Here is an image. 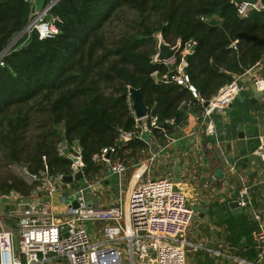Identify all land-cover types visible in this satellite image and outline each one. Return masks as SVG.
Returning a JSON list of instances; mask_svg holds the SVG:
<instances>
[{"label": "trees", "instance_id": "trees-1", "mask_svg": "<svg viewBox=\"0 0 264 264\" xmlns=\"http://www.w3.org/2000/svg\"><path fill=\"white\" fill-rule=\"evenodd\" d=\"M31 7L27 0H0V53L27 26ZM125 11L137 18L109 36L107 24ZM49 16L59 17L56 36L24 35L0 64V159L9 169L0 181V194L31 195L36 189V182L12 170L15 165L33 174H40L45 165L51 174L71 173L70 160L59 153L63 140L83 148L86 174L98 173L101 165L93 155L117 143L118 127L135 129L130 86L141 90L154 113L175 118L180 125L190 113L202 111L187 87L156 81L155 71L169 70L164 62H153L157 33L170 44L193 43L185 67L206 99L264 56V9H252L243 17L232 0H60ZM184 100L194 108L181 106ZM235 103L247 115L256 109L249 99ZM231 115L226 125L234 131L239 118L236 112ZM239 218L241 225L225 220L228 240L239 247L243 236L250 246L252 224L243 215ZM252 247L240 250L249 260L255 257Z\"/></svg>", "mask_w": 264, "mask_h": 264}, {"label": "built area", "instance_id": "built-area-1", "mask_svg": "<svg viewBox=\"0 0 264 264\" xmlns=\"http://www.w3.org/2000/svg\"><path fill=\"white\" fill-rule=\"evenodd\" d=\"M27 1L32 4L31 18L25 33L18 35L17 40L26 34L30 38L36 32L40 39L56 36L60 32L56 24L59 17L49 16L52 8L35 12L34 0ZM237 7L240 16L244 17L252 9H264V4L261 0L257 4L242 1ZM177 42L181 49L172 59L164 62L169 68L168 72L160 74L155 71V78L161 79L165 84L176 83L187 87L203 106L201 112H194L193 119L200 129L205 126L206 131L214 135L217 127L212 116L214 112L226 113L232 106L244 90L242 77L257 69L251 73V77L255 84L264 88V78L259 74L264 69V56L246 74L235 76L211 98L206 99L192 84L185 67L186 59L194 48L189 50L190 43L182 46L181 40L172 46ZM9 50L0 53V64H4L2 59ZM178 55L181 57L180 61L177 60ZM155 57L156 54L153 62L156 61ZM193 105L191 101L184 100L181 103V106H187L189 110L194 108ZM136 120L135 129L118 127L117 143L104 147L93 155V161L97 165L108 164L112 173L122 175L127 172L128 166L123 164L121 158L116 163L111 160V157L117 156L122 146L136 139L147 142L148 134L156 130L174 142L176 138L172 134L175 129L185 125L178 124L175 118L163 119L152 110L146 118ZM260 143L256 153L264 160V137ZM58 148L60 155L70 160L71 173L51 174L45 165L40 174H33L23 166L28 181L37 183L33 191L36 197L28 200L24 194L12 191L8 199L2 200L0 214L5 207L3 204L9 203L11 208L5 212L16 221L17 233L5 227L0 218V264H124L125 252H128V264H188L187 256L191 249L197 251L199 247H204L188 240L196 211L188 201L186 190L172 179L167 176L152 178L150 175L145 176V171H140L125 198L119 197V203L115 200L110 206H106L100 199L98 203L95 201L99 189L106 188L105 177H99L95 181L86 174L83 148L80 144L63 140ZM80 170L83 178L79 190L70 195L68 204L64 202L65 195L60 194V200L67 204V208L57 215L52 207L53 196L64 185L72 188L71 182L65 181L63 177L73 175L75 178ZM241 180L242 187L236 199L244 210H249L255 257L249 260L238 253H231L237 252L238 248L228 242H221L216 247L207 249L215 256L224 255L239 264H264V209L255 206L250 185L243 178ZM55 183H59L60 189L54 186ZM87 191H90L93 198L91 203L87 201ZM75 200L78 208L72 206ZM86 221L104 222L99 238H91Z\"/></svg>", "mask_w": 264, "mask_h": 264}, {"label": "crops", "instance_id": "crops-1", "mask_svg": "<svg viewBox=\"0 0 264 264\" xmlns=\"http://www.w3.org/2000/svg\"><path fill=\"white\" fill-rule=\"evenodd\" d=\"M189 47L194 48L193 43H190ZM256 71L257 69L251 70L250 75ZM259 74L264 78V71ZM241 94L243 99L241 101L245 102L252 96L253 91L248 88L244 89ZM235 101L226 113L214 112L212 116L217 129L218 123L223 122L224 127L221 133L216 132L211 135L206 131L205 126L200 129L193 119L194 113H190L187 123L183 127L176 128L172 134L176 138L174 142L156 130L148 134L147 142L138 140L131 147L123 149L121 151L123 153L126 151L128 154L141 156L136 160L132 158L131 161H127L128 170L124 174H114L108 164H100L107 169V175L103 176L106 186L103 194L109 193L114 177L124 191L125 186H134L137 170L145 171V176L150 175L152 178L167 176L186 190L188 201L194 208L196 205L200 207L193 227L189 230L188 240L196 245H203L205 248L200 247V249L207 250V252H209L208 247L214 248L218 243L231 244L228 240L230 228L228 222L225 221L227 218L241 225L239 215H243L252 224L249 210L233 214L229 206V201L238 197L242 187L241 178L250 185V193L255 206L263 208L264 205V160L261 157L260 160L256 158L258 156L256 151L261 144L260 140L264 137V96L258 99L254 104L256 109H252L248 115ZM233 112L237 113L239 119L236 130L231 131L226 124H229ZM219 115L223 117V120L218 121ZM243 116L247 118L241 119ZM240 132L243 135H240ZM119 158L122 159L117 155L111 157V160L116 163ZM218 170H222L221 175L217 174ZM125 180L127 182L124 183ZM125 195L126 192H124ZM114 201H103V203L110 206ZM56 202L60 204V195L57 193L52 198L54 210ZM2 209L1 215L4 216L6 208ZM99 222L101 224L98 228V235H92L94 240V237H100L99 231L101 232L104 223ZM14 227L17 233L16 225ZM9 228L13 229V227ZM240 241L243 243V248L240 245L237 246V252L243 256L240 250L253 249L254 241L250 239V246L245 237L241 236ZM214 264L218 262L214 261Z\"/></svg>", "mask_w": 264, "mask_h": 264}, {"label": "rangeland", "instance_id": "rangeland-1", "mask_svg": "<svg viewBox=\"0 0 264 264\" xmlns=\"http://www.w3.org/2000/svg\"><path fill=\"white\" fill-rule=\"evenodd\" d=\"M136 18H137V15L134 12H131V11L122 12V18H117V16L114 17L113 21L107 24V29L106 30H108L109 36L114 35V33H118L120 31V29H122V28H124L126 26L127 23H131V20L136 19ZM122 19H125V21H121ZM161 35H162L161 33H157L156 34V37L158 38V42H159V39H160ZM16 41H18V40H16ZM238 97H239L238 99L241 101L242 94H240ZM34 126L37 127L38 124L34 125ZM166 140H167V138H166ZM117 155L122 157L121 161L123 162V164H126L127 161H129V160L131 161L132 158H134L136 160L137 157H141L140 155L136 156V155H131L130 153L128 154L126 151H125V153L119 151V153ZM7 167H8L7 163L4 160L0 159V181L3 178L6 177V173L9 171V169ZM12 168H13L12 170L15 171L19 176H23L24 178L29 180L28 175L26 173V169H24L23 165H20V166H16L15 165ZM106 170H107L106 167H103L101 165L100 171L98 173L91 174L90 177H92L93 180L96 181L99 177L107 175ZM138 172H139V170H138ZM217 174L221 175L222 174V170H218ZM108 178H109V176H108ZM80 181H81V179L79 180V182L78 181H71V187L72 188H69V187L64 185L63 188L60 189V191L57 192V195H60V194L61 195H65L64 202H66L68 204L70 195L74 194L76 191L79 190ZM125 182H127V180H125L124 183ZM111 186H112L111 188L109 187L110 188L109 193L108 194L106 193L107 195L103 194L105 191L99 189L98 196L95 198V201L97 203H98L99 199L104 201V202H111L113 200H116V202L119 203V197L125 198L124 191H122V187L119 185L118 180H116L115 177L111 181ZM130 187L129 186H125L126 194H127V192H129V190H131V188L133 186L131 188ZM87 193H88L87 201H88V203H91L93 198L90 195V191H87ZM10 195H11V193H8V194L7 193H1L0 194V199L6 200V199H8L10 197ZM25 196H26V198L28 200H32L34 197H36V193L32 192L31 195H25ZM56 198L57 197H55V199ZM64 202H61V200H60V204H59V202H56V204H55V207H56L55 213L57 215H60L63 212V210L67 208L66 207L67 204H65ZM199 210H200L199 205H196V207H195L196 214L197 213L199 214V212H198ZM0 216H2V215L0 214ZM0 218H1V221L4 224L5 227L6 226L13 227V230H14V228H15L14 226L16 225V221L14 219H12V217H10L8 215V212H5V215L0 217ZM100 224H101V222H95V221H86L85 222V225L89 229V233H90L91 238H93V236H97L98 235V228H100L99 227ZM0 226H1V223H0ZM99 233H100V235H102V232L99 231ZM94 238L96 239V237H94ZM16 241H17V238H16ZM224 252H227V250H224ZM231 253L237 254L238 252H231ZM128 260H129L128 252H125L124 255H123L124 264H128ZM214 261H217L218 264H239L238 262L236 263V262L232 261L231 259H228L224 255L215 256L213 253L207 252V250L200 249V247H199V249L197 251L191 249V251L188 253V256H187L188 264H214Z\"/></svg>", "mask_w": 264, "mask_h": 264}, {"label": "water", "instance_id": "water-1", "mask_svg": "<svg viewBox=\"0 0 264 264\" xmlns=\"http://www.w3.org/2000/svg\"><path fill=\"white\" fill-rule=\"evenodd\" d=\"M60 1V0H34L33 4H34V11L35 12H40L44 9H48V8H53L55 6V4ZM242 1H247V2H251L254 4H257L260 0H232L233 3H235L236 5H238L240 2ZM27 27H25L22 31H20V33L18 35H23L26 31ZM17 35V36H18ZM17 37L11 41L8 46L4 49V52L9 50L15 43H16ZM158 51L156 53V61L158 62H165V61H169L170 59H172L181 49L180 48V43L177 42L176 44H174L172 46V44L168 43L165 41V39L163 38V36H160L158 45H157ZM212 66H214L217 70H221V67L218 66L214 61H212ZM264 71V69H263ZM156 81H158V79H156ZM242 85L244 87V89H251V91H253V94L251 97H249V100L251 102V104H256L258 99L262 96H264V88H262L261 86L255 84L253 82V79L251 77L250 74L245 75L244 77H242L241 79ZM129 98L131 99L132 103H131V108H133L134 111V115L135 118L137 119H143L146 118L149 115V112L151 110V108L145 103L141 90L139 88H134V87H129ZM239 98V97H237ZM241 100H243L241 98ZM219 127L217 129L218 133H221L223 131V122L220 121L218 123ZM240 135H243L242 132L239 133ZM110 156V154L108 155ZM257 160H260V156L258 155ZM83 178V172L80 170L76 175L75 178L73 177V175H65L63 177V179L67 182H71V181H79L80 179ZM57 189H60L59 187V183H55L54 185ZM2 204V199H0V207ZM72 206H74V208H78V202L75 200L72 204ZM229 206L232 209L233 214L236 213H243L244 209L243 207L240 205V202H238V200L232 199L231 201H229ZM6 211L10 210V204L6 203L5 207ZM264 208V205H263ZM1 211V208H0ZM240 247L243 248V243H240Z\"/></svg>", "mask_w": 264, "mask_h": 264}, {"label": "bare ground", "instance_id": "bare-ground-1", "mask_svg": "<svg viewBox=\"0 0 264 264\" xmlns=\"http://www.w3.org/2000/svg\"><path fill=\"white\" fill-rule=\"evenodd\" d=\"M188 48H189V50H192L193 48H190L189 46H188Z\"/></svg>", "mask_w": 264, "mask_h": 264}]
</instances>
